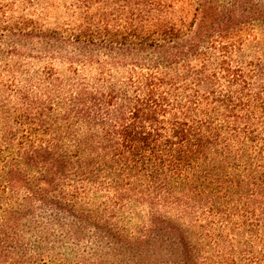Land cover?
<instances>
[{"label":"trees","instance_id":"1","mask_svg":"<svg viewBox=\"0 0 264 264\" xmlns=\"http://www.w3.org/2000/svg\"><path fill=\"white\" fill-rule=\"evenodd\" d=\"M0 264H264V0L0 4Z\"/></svg>","mask_w":264,"mask_h":264},{"label":"rangeland","instance_id":"2","mask_svg":"<svg viewBox=\"0 0 264 264\" xmlns=\"http://www.w3.org/2000/svg\"><path fill=\"white\" fill-rule=\"evenodd\" d=\"M10 1H14V0H0V4L2 3H8ZM48 26L53 27L54 25H56L55 23L62 21V12H60V10H55L52 11L51 17L48 20Z\"/></svg>","mask_w":264,"mask_h":264}]
</instances>
